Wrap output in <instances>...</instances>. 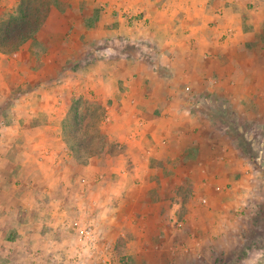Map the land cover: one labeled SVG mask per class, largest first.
<instances>
[{
  "label": "crops",
  "instance_id": "obj_1",
  "mask_svg": "<svg viewBox=\"0 0 264 264\" xmlns=\"http://www.w3.org/2000/svg\"><path fill=\"white\" fill-rule=\"evenodd\" d=\"M24 5V0H0V21ZM37 5L46 7L35 19L39 32L13 42L8 51L0 49V109L7 105L14 118L32 120L0 127L5 154L0 164L15 159L35 173L19 171L0 179H10L13 190L43 183L47 190L34 198L36 204L43 199V213L58 215L63 202H52L57 182L72 198L69 186L83 188V173L93 192L103 178L111 184L102 194L106 223L110 228L127 225L131 232L142 224L145 240L140 243L150 244L155 237L151 224L159 231L178 213L176 201L165 210L162 166L172 171L185 160L187 167L197 166L196 160L206 167L212 162L218 168L235 166L227 155L212 159L205 154L215 134L204 130V112L192 105L218 92L225 98L221 102L245 117L264 116V1L39 0ZM121 42L131 51H122ZM83 102L100 104L99 131L109 140L101 153L85 160L75 153L83 150L76 122ZM99 170L109 178L98 176ZM218 178L213 182L228 183ZM11 201L22 200L15 196ZM76 208L81 211L83 202ZM98 208L88 215L100 224Z\"/></svg>",
  "mask_w": 264,
  "mask_h": 264
},
{
  "label": "rangeland",
  "instance_id": "obj_2",
  "mask_svg": "<svg viewBox=\"0 0 264 264\" xmlns=\"http://www.w3.org/2000/svg\"><path fill=\"white\" fill-rule=\"evenodd\" d=\"M24 2L23 14L30 20L39 19L37 12L46 9L37 5L39 0ZM2 20L8 22L9 15ZM27 23L24 21L18 25V33L15 31L17 28L8 29L7 37L14 36L11 40L26 38V33L21 35V32L23 28H30L31 23L28 26ZM36 32H39L38 28ZM121 44V50L131 51V45ZM12 47L10 41L2 50L8 51ZM206 97L209 98L191 107L204 112L203 128L215 134L207 145V150L211 149V152L205 151V154L212 159L219 153L224 156L222 158L227 155L235 166L218 168L216 162H212L211 166L206 167L200 160L195 161L197 166L194 167H187L188 160H185L181 166L173 167L172 171L162 166V177L166 178L161 184L165 210L174 208L176 201L178 213L175 222L170 219L173 224L162 225L159 231H155V225L151 224L155 234V237L151 235L152 243H140L145 240L140 229L142 224L138 230L133 227L132 232L131 227L124 224L117 226L112 223L114 227H109L107 216L102 214L105 212L102 202L106 200L102 194L108 192L111 184L101 182L103 178H98L99 198L95 194L97 192L87 189L89 176L84 173L82 176L86 178V183H83V188L69 186V191H73L72 198L62 194L61 181L57 182L52 202H63L60 206L62 214L58 215L43 213L40 207L43 199L36 204L34 198L43 196L47 190L43 183L38 184L37 188H34L35 184L23 183V187L17 188L16 192L12 188L15 184L10 179L7 183L0 179V264H264V116L256 119L245 117L236 106L221 102L225 98L218 92L213 96L209 93ZM8 110L7 105L0 109V127H9L12 121L17 120L23 126L32 122L27 117L14 118ZM77 113L81 114V118L76 119L79 127L77 138L82 142L83 150L75 153L85 160L91 153H101L102 145L107 147L109 140L99 131L100 104L80 103ZM45 116L43 114L39 121L42 122ZM2 141L4 139L0 133V143ZM112 142L116 143V140ZM218 143L220 146L215 145ZM92 146L95 149H91ZM18 154L16 151L14 156L18 158ZM0 155L5 156L1 152ZM191 157H196L194 151ZM13 160L14 164H0L1 178L11 177L19 171L20 175L25 176L35 173L31 166L22 168ZM202 168L206 169L205 173L201 172ZM99 171L101 173L102 170ZM97 175L106 176L105 173ZM174 175H177V179L172 182L170 178ZM212 176L213 180H210ZM218 177H221V181L226 179L228 183L220 185L213 182L219 180ZM14 195L18 201H22L9 202ZM80 202L84 206L81 211L76 208ZM139 202H136L138 206ZM98 204L97 211L104 220L100 224L93 223L88 215L92 207ZM142 209L147 210L144 203ZM155 217L156 210L147 220L152 222ZM88 228H91L92 238L82 234Z\"/></svg>",
  "mask_w": 264,
  "mask_h": 264
},
{
  "label": "trees",
  "instance_id": "obj_3",
  "mask_svg": "<svg viewBox=\"0 0 264 264\" xmlns=\"http://www.w3.org/2000/svg\"><path fill=\"white\" fill-rule=\"evenodd\" d=\"M30 18L26 15L23 14V7L19 8L18 12H17V15L14 16V15H9V20L8 22H4V21H1L0 22V48L1 49H4L5 48V44H7L8 42H14V43H19L21 41V39L19 37L15 38L14 40L11 38H13L14 36H11L9 35V37H7V33H9L10 31L8 29H10L12 27V30L16 29L15 31L18 33V25L24 23H31L29 25V29L27 30L26 28H23L22 32H21V35H24V33H26V35H32L34 34L36 31H37V28L39 26V22L35 21L34 20H30ZM28 23H27V26H28ZM24 25V24H23ZM21 27V26H20ZM3 34V35H1Z\"/></svg>",
  "mask_w": 264,
  "mask_h": 264
},
{
  "label": "built area",
  "instance_id": "obj_4",
  "mask_svg": "<svg viewBox=\"0 0 264 264\" xmlns=\"http://www.w3.org/2000/svg\"><path fill=\"white\" fill-rule=\"evenodd\" d=\"M90 230H91V228H88L87 230L82 231V234H84L86 238H92L93 233Z\"/></svg>",
  "mask_w": 264,
  "mask_h": 264
}]
</instances>
